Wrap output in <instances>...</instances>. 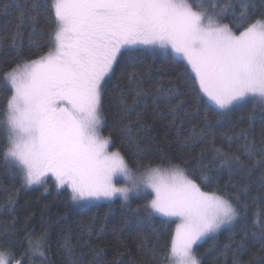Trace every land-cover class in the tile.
<instances>
[{"label": "snow or ice", "instance_id": "obj_1", "mask_svg": "<svg viewBox=\"0 0 264 264\" xmlns=\"http://www.w3.org/2000/svg\"><path fill=\"white\" fill-rule=\"evenodd\" d=\"M259 4L257 0H51L46 19L53 29L46 50L0 75V89L9 94L0 113L7 132L0 160L18 170L27 187L54 178L57 189L70 191L76 203L118 196L128 205L130 194L143 193L149 218L158 214L175 223L159 259L155 252L152 259L157 264H202L195 249L198 242L215 238L224 227L235 228L248 205L240 194L202 190L212 180L206 174L193 179L179 164H140L138 144L133 168L119 149L110 150L111 137L101 133L103 95L116 66L124 63L135 69L137 52L170 51L183 62L190 92L202 102L206 98L210 111L215 106L217 117L245 105H251L249 120L257 110L264 113V0ZM229 15L236 31L231 22H223ZM135 75L132 71L130 80ZM169 93L166 99L175 122L181 105H173L171 88ZM136 95L138 100L144 97L140 91ZM202 138V132L198 139L193 130V144ZM129 142L135 143L130 132ZM238 151L254 167L264 169V148L255 162L254 144L245 142ZM212 152L221 168H247L240 155L215 144ZM260 175L264 181V171ZM121 177L124 186H117ZM249 189L245 185L241 193L247 195ZM260 196L264 197V183ZM251 232L260 238L264 253V219L253 220ZM26 239L29 251L46 259L41 243L33 244L31 234ZM248 240L244 231L233 249L232 264H242ZM0 264L21 260L0 249Z\"/></svg>", "mask_w": 264, "mask_h": 264}, {"label": "trees", "instance_id": "obj_2", "mask_svg": "<svg viewBox=\"0 0 264 264\" xmlns=\"http://www.w3.org/2000/svg\"><path fill=\"white\" fill-rule=\"evenodd\" d=\"M50 4L51 0H0V75L17 62L36 58L46 50L53 29L46 19V6ZM257 5L260 7L259 0ZM223 22H231L237 30L231 15ZM136 57L135 69L124 63L116 66L103 95L101 133L111 137L110 150L119 149L135 168L138 144L140 164H179L190 178L205 174L212 177L202 190L228 196L240 194L241 201L248 205L241 223L232 229L224 227L215 238L206 237L195 246L196 252L202 264H232L233 249L247 231L248 247L240 256L242 264H264L260 238L251 232L253 220L264 219V197L260 196V185L264 183L260 174L264 169L254 167L238 151L245 142L254 144L253 162L260 160L264 113L257 110L249 120L251 105H245L217 117L215 106L210 111L205 107L206 98L202 102L190 92L180 58L170 51L158 50L153 55L151 49L137 52ZM132 71L136 75L130 80ZM170 88L172 104L181 105L175 122L166 99ZM137 91L144 97L138 100ZM8 95L7 90L0 89V113ZM193 130L198 139L202 132L198 144L190 139ZM129 132L135 143L129 142ZM6 144L7 132L0 116V150ZM213 144L240 155L247 168H221L212 152ZM50 182L46 191L39 186L27 187L19 171L0 160V249L11 252L21 264H157L152 253L159 259L175 223L158 214L149 218L143 208L147 203L143 193L131 196L128 205L121 198L78 205L71 200L70 191L57 189L54 181ZM245 185H250L247 195L241 193ZM29 234L33 244L41 243L46 259L29 251Z\"/></svg>", "mask_w": 264, "mask_h": 264}, {"label": "rangeland", "instance_id": "obj_3", "mask_svg": "<svg viewBox=\"0 0 264 264\" xmlns=\"http://www.w3.org/2000/svg\"><path fill=\"white\" fill-rule=\"evenodd\" d=\"M172 54H174V53H172ZM175 55V54H174ZM178 58H180V57H178ZM181 59V58H180ZM119 180H120V183H118L117 184V186H124V181H123V178L121 177V178H119ZM50 181H54V178H51V177H49V178H46V182L45 183H43V184H40V185H33V186H31V188H33V187H43L44 189H45V191H46V189L48 190L49 188L48 187H50V185H51V182ZM114 182H116L115 180H114ZM54 184H55V181H54ZM56 186V185H55ZM150 191V190H149ZM133 195H136L135 193H133V194H130V197L131 196H133ZM117 198H120V197H114L112 200H114V199H117ZM112 200H106V199H103V198H101L100 200H93V201H90V202H79V203H76V204H78V205H91V204H96V203H101V202H109V201H112ZM223 229V228H222ZM205 239V238H204ZM202 241V240H201ZM201 241H199V242H201ZM198 242V243H199Z\"/></svg>", "mask_w": 264, "mask_h": 264}]
</instances>
